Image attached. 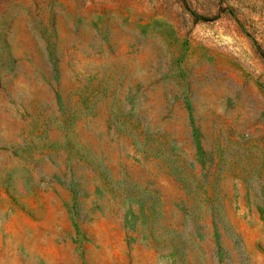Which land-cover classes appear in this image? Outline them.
Returning a JSON list of instances; mask_svg holds the SVG:
<instances>
[{
  "label": "rangeland",
  "instance_id": "1",
  "mask_svg": "<svg viewBox=\"0 0 264 264\" xmlns=\"http://www.w3.org/2000/svg\"><path fill=\"white\" fill-rule=\"evenodd\" d=\"M0 264H264V0H0Z\"/></svg>",
  "mask_w": 264,
  "mask_h": 264
}]
</instances>
